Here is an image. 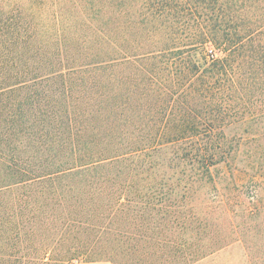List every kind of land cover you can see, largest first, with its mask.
Returning <instances> with one entry per match:
<instances>
[{
    "label": "trees",
    "instance_id": "16d2710c",
    "mask_svg": "<svg viewBox=\"0 0 264 264\" xmlns=\"http://www.w3.org/2000/svg\"><path fill=\"white\" fill-rule=\"evenodd\" d=\"M257 87L264 0H0V264L213 252L184 205Z\"/></svg>",
    "mask_w": 264,
    "mask_h": 264
},
{
    "label": "rangeland",
    "instance_id": "374dc122",
    "mask_svg": "<svg viewBox=\"0 0 264 264\" xmlns=\"http://www.w3.org/2000/svg\"><path fill=\"white\" fill-rule=\"evenodd\" d=\"M237 107L239 117L224 129L228 157L211 167L208 182L194 185L184 205L199 228L195 245L213 251L191 264H264V88ZM119 227L134 229L125 219Z\"/></svg>",
    "mask_w": 264,
    "mask_h": 264
}]
</instances>
